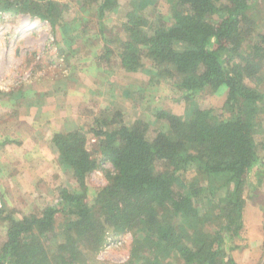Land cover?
Returning a JSON list of instances; mask_svg holds the SVG:
<instances>
[{"label":"trees","instance_id":"1","mask_svg":"<svg viewBox=\"0 0 264 264\" xmlns=\"http://www.w3.org/2000/svg\"><path fill=\"white\" fill-rule=\"evenodd\" d=\"M263 1L166 0L169 15L152 19L139 6L127 12L104 56L126 72H147L151 82L172 81L188 116L160 110L153 118L165 130L150 132L148 121L127 125L114 110L92 121L93 153L83 130L54 133L73 190L58 189L54 205L26 215L0 207V264H112L98 255L110 236L123 234L131 235L129 255L117 264H237L246 197L264 182ZM79 2L83 11L94 4L100 22L117 6ZM65 6L0 0V14L29 13L70 47L78 36L65 34ZM220 89L219 107L191 100ZM99 169L105 184L89 206L85 180Z\"/></svg>","mask_w":264,"mask_h":264},{"label":"rangeland","instance_id":"2","mask_svg":"<svg viewBox=\"0 0 264 264\" xmlns=\"http://www.w3.org/2000/svg\"><path fill=\"white\" fill-rule=\"evenodd\" d=\"M62 3L67 4L62 14L65 34L78 36L70 47L61 33L53 34L46 22L29 13L0 14V207L14 208L20 215L54 205L62 187L73 190L72 171L60 163L50 142L54 133L83 130L93 153L94 118L119 110L124 123L148 121L151 132L155 127L165 130L153 118L160 110L189 114L172 81L151 82L147 72H126L114 55L104 56L111 45L109 32L127 12L139 6L145 18L167 16L166 0H117L101 22L94 4L83 11L79 0ZM260 6L264 10V4ZM191 100L201 107H219L224 89L197 92ZM101 169L85 180L89 206L105 184ZM243 215L245 230L237 242L242 250L233 252V258L237 264H264V182L248 193ZM4 236L5 227L0 226V242ZM130 243V234L110 236L98 259L125 262Z\"/></svg>","mask_w":264,"mask_h":264}]
</instances>
